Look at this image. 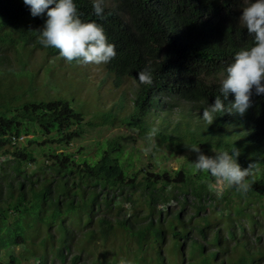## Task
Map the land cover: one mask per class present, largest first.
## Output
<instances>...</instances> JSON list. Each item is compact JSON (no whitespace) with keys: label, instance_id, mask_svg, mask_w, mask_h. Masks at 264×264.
Segmentation results:
<instances>
[{"label":"trees","instance_id":"16d2710c","mask_svg":"<svg viewBox=\"0 0 264 264\" xmlns=\"http://www.w3.org/2000/svg\"><path fill=\"white\" fill-rule=\"evenodd\" d=\"M74 3L81 20L101 24L108 41L115 45V58L105 64L113 85L120 86L127 78L135 84L131 110L126 120L121 119L124 124L145 137L157 128L155 145L164 144L173 153L198 144L204 154L213 156L214 151H231L235 146L240 150L238 163L242 168L256 162L255 182L244 195L225 186L223 196L218 198L219 190L212 188L215 178L194 173L191 163L167 169L143 162L132 168L129 152L117 137L102 141L93 158L64 149L55 151L56 147L43 148L38 169H49L51 176L28 173L22 165L38 161L33 151L16 146L18 137L32 134L26 139L38 143L35 134L39 132L48 137L44 143L62 148L83 135L84 118L66 100H22L16 98L18 85L1 89V79L12 71L10 54L21 58V49L28 47L41 49L48 57L59 51L38 42L37 31L43 28L46 14L33 17L23 0H0V151L6 146L14 148L9 154L10 172H3L0 179V264H20L21 256L32 257L35 264H47L48 247L61 264H81L79 255L66 260L73 228L80 225L85 228L83 239L99 242L104 249L113 231L121 229L129 237L126 241L132 239L136 244L134 249L123 245L133 252L132 260H124L126 264H165L161 243L166 233L171 236L167 249L173 256L170 264H182L186 256L190 257L187 264H232V256L227 260L218 256L227 249L221 245L219 229L208 239L206 231L220 221L230 225L231 218L251 217L245 207L264 197V94L256 95L253 90L252 106L243 116L218 113L211 125L202 118V111L220 96L224 69L235 53L252 44L239 19L243 0H112L106 4L104 19L93 14L92 0ZM149 65L153 83L140 84L137 74ZM174 98L187 104L188 111L173 123L163 116V123L151 124L148 118L153 112L162 110L166 115L177 105ZM233 100L230 93L226 107ZM192 112L201 113L200 117ZM113 122L105 116L101 125ZM140 200L139 206L146 210L141 216L136 210L128 216L120 215L121 201L134 205ZM173 202L178 208L167 213L169 219L162 217L157 207ZM186 205L194 212L184 220L181 212ZM260 209H264L262 204ZM206 210L217 216L200 214ZM97 211L102 213L96 218V229L93 217ZM41 230L44 233L39 241L34 240ZM192 230L218 248L207 251L204 241L196 238L187 243ZM233 233L229 230L230 235ZM35 241L43 247L39 252L34 251ZM16 246L21 249L20 256L14 251ZM5 251L6 258L2 256ZM197 252L199 260L194 259ZM101 256L92 263L105 261V253ZM216 257L219 261H214ZM251 258L240 256L235 262L255 264Z\"/></svg>","mask_w":264,"mask_h":264},{"label":"rangeland","instance_id":"374dc122","mask_svg":"<svg viewBox=\"0 0 264 264\" xmlns=\"http://www.w3.org/2000/svg\"><path fill=\"white\" fill-rule=\"evenodd\" d=\"M111 3L112 0H107L106 4L110 5ZM9 52L13 53V50ZM21 52V58L17 59L14 58L13 54H10V57H12L10 64L12 71L10 72V76L1 79V89L5 91L7 87L18 85L20 89L18 90L16 98L22 100H66L70 106L80 112L84 118L82 125L84 130L83 135L72 140L62 148L51 142L44 143L48 137L39 132L35 134L38 135V143L28 142L26 137L31 138L33 136L32 134L26 136L21 135L18 137V139L15 140L16 146L25 147L28 150L33 151L38 161V163L22 165L28 173H32L33 171L36 176H51L49 169H46L45 167H43L44 169H38V165H41L43 161V148L47 149L51 146L53 148L56 147L55 151L64 149L72 152L76 156L88 155L93 158L100 143L111 137H117L122 143L125 151L127 153L129 152L127 157L130 158L132 168H137L145 162L146 165L149 166L156 164L158 167L175 169L181 164L188 165L196 160L197 157L194 156L191 150L173 153L169 147L164 144H160L159 146L155 145L150 153H145L144 149L150 142L145 139V136H141L136 128L127 126L121 120L122 118L125 119L131 110L132 101L130 98L135 84L130 78L125 79L120 86H114L113 76L107 70L104 63L83 64L75 60L68 62L66 59L62 58L59 53L48 57L43 50L32 49L31 47L21 49ZM173 101H176L177 105H174L166 115V111H156V113L153 112L150 115L148 121L153 125H158L159 123H163L162 117L165 116L173 123L178 120L179 114L188 111L189 107L187 104L181 102L177 98H174ZM192 113H195L196 117H200L201 114L199 112ZM105 116L109 117V119L114 122L112 124L103 123L101 125V120ZM89 123H94L95 125H88ZM156 141L157 140H155V142ZM13 149V146H6L0 151V179H2L3 172H10L8 164L11 163L12 157L9 154ZM5 176L8 177V175ZM212 188L213 190H219L220 185L214 181L212 182ZM141 202L142 201L140 200L132 205L126 201H121L120 204L122 206V211L120 212V215L128 216L130 212L136 210L141 216L146 211L145 208L142 209L140 207ZM188 203L190 204V199H188ZM260 204L264 206V197L259 202H253L245 207L244 210L250 214L251 217L240 215L231 218L230 221L228 220L229 222H232L230 225H227L226 222L220 221L218 224L211 225L207 228V239L212 237L216 228L219 229V232L222 235L221 245H225L227 249L224 251L221 250L218 255L220 258L225 259L228 256H232L234 259L232 264H238L235 261L238 260L240 256H248L252 257L251 259H254L255 264H264V209H260ZM177 208L178 204L174 202L164 206L159 205L157 207V209L160 210L161 216L168 219L170 218L168 215L169 212ZM193 212L194 210L192 207L186 205L181 212L182 219L185 220V218H188ZM101 213L102 212L97 211L94 214V228L97 227L96 218ZM200 214H207L211 218L217 216L216 212H212V210H206ZM109 216L112 218L114 215L109 213ZM71 225L72 224L70 223L68 226ZM83 230H85V228L81 225L76 229L73 228L71 249L66 253L67 261L73 255H79V262L81 264H93L92 261L100 259L102 257L101 255L104 253L105 261L100 260L97 264H121V261H124L125 259L128 261L132 260L133 252L129 249H134L136 244L132 239H130L129 244L126 241L129 237H125V234L121 229L117 228L113 231L109 240L104 244L105 249L103 244L99 242L90 243L87 240L85 241L83 239ZM229 230L234 232L233 235L229 234ZM52 232L55 233V230H52ZM43 233L42 230L38 232L34 240L39 241ZM191 238H196L201 242L204 241L196 235L194 230H192L187 243L190 242ZM125 242L127 244H124ZM148 242H151V240ZM203 243L205 244V249L207 251L216 250L218 248L215 245L206 243V240ZM161 244L163 247L162 252L165 258V264H170L173 256L167 251L171 245V236L168 233H166ZM123 245H127L129 249L126 248L125 250ZM35 246L36 249L34 251L37 252L43 248L36 243V241ZM82 247H84V249H82ZM51 250L50 247L46 250L47 264H61L60 261L55 258V255L52 254L53 251ZM149 250L152 249L149 248ZM14 251L19 255L21 249L16 246L14 247ZM151 253H153V251L150 252V254ZM7 254L8 251H5L2 256L6 258ZM21 257L20 264L36 263L32 257ZM200 258L201 255L197 252L194 259L199 260ZM189 259L190 257L186 256L182 264H187ZM216 260L219 261V258H214V261ZM152 264H155V261L152 262ZM192 264L198 263L192 262ZM224 264H228V262L224 261Z\"/></svg>","mask_w":264,"mask_h":264},{"label":"clouds","instance_id":"9594fccd","mask_svg":"<svg viewBox=\"0 0 264 264\" xmlns=\"http://www.w3.org/2000/svg\"><path fill=\"white\" fill-rule=\"evenodd\" d=\"M29 6L33 17L46 14L43 28L38 32V42L45 48L58 49L59 55L68 62L83 64H106L116 56V49L105 35L101 24L95 21L81 20L74 0H23ZM107 0H92L93 14L105 18ZM240 22L252 37V44L237 51L231 63L224 69L220 81V96L203 108L202 118L211 125L216 114H238L243 116L252 106L253 90L256 95L264 94V0H244ZM140 84L153 83V70L146 66L138 72ZM234 100L225 101L229 94ZM158 129L152 128L145 139L150 143L144 149L150 153L155 147ZM197 154L191 163L194 173L207 174L215 178L220 185L218 198L223 196L224 187H234L242 195L252 189L255 182L256 162L247 167L238 163L240 150L232 146L231 151H214L215 155L204 154L198 144L186 145ZM121 264H126L121 261Z\"/></svg>","mask_w":264,"mask_h":264}]
</instances>
